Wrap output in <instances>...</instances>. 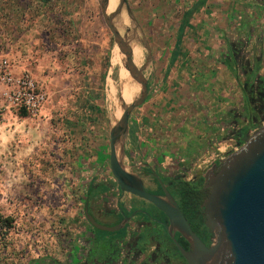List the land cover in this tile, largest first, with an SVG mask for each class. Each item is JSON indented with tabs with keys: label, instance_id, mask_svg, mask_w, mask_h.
<instances>
[{
	"label": "crops",
	"instance_id": "0c3cea01",
	"mask_svg": "<svg viewBox=\"0 0 264 264\" xmlns=\"http://www.w3.org/2000/svg\"><path fill=\"white\" fill-rule=\"evenodd\" d=\"M136 2L142 3L141 14L146 11L143 22L137 23L142 30L143 25L148 27L142 33L146 42L142 55L151 76H147L146 99L129 117L121 161L128 171L133 166L152 169L167 185L178 176L189 181L210 167L195 165L196 161L218 162L252 132L244 90H264V0ZM81 6L76 0H0V41L21 42L14 58L21 68L34 69L32 74L39 79L41 71L35 70L38 57L35 61L30 53L31 43L39 42L43 32L48 36L49 29L56 33L57 19L63 15L60 11L71 10L69 28L74 36L68 41L77 44L80 59L92 58L93 44L99 40L91 26H80ZM49 10L54 11L50 18ZM57 52H42L39 70L44 61L47 67L54 66ZM84 62L64 73L67 77L62 86L74 87L78 96L71 95L62 105L73 112L66 109L63 115L47 116L62 122L54 130L62 135L57 146L66 160L63 168L71 171L62 179L80 187L97 183L102 176L112 125L106 120L104 98L97 93L96 73ZM119 73L125 80L122 68ZM122 92L120 87L121 103ZM105 168L111 174L109 166ZM78 221L83 223L79 229L87 228L94 235L82 215ZM73 229L71 237L62 241L61 256H36L28 264H76ZM129 231L130 226L122 238L126 247L132 246ZM107 241L99 238L100 243Z\"/></svg>",
	"mask_w": 264,
	"mask_h": 264
},
{
	"label": "rangeland",
	"instance_id": "374dc122",
	"mask_svg": "<svg viewBox=\"0 0 264 264\" xmlns=\"http://www.w3.org/2000/svg\"><path fill=\"white\" fill-rule=\"evenodd\" d=\"M76 1L83 3L78 11L80 26L87 24L91 26L99 40L92 43L95 49L94 56L83 59L76 56L77 44L72 40L68 41V37L74 36L69 28L71 10H61L60 13L63 15L57 19L56 33L49 29L48 36L43 32L40 39L38 38L37 45L31 43L30 53L34 60L38 57L35 70L41 71V78L37 81L47 91L45 104L37 117H30L27 114L23 116L19 111L8 115L0 124V215L14 218L11 228L6 230L0 227V264H28L30 259L45 254L61 256L58 252L64 247L63 239L71 237L72 227L83 224L78 221L81 217L80 209L74 205L72 196L73 194L81 196L82 187L69 185L62 179L63 174L70 171L63 168L66 160L60 152L62 149L59 150L57 146V138L62 137L61 132L54 130V127L57 124L61 125L62 122L47 118L48 114L63 115L66 109L73 112L72 108H64L62 105L71 95L78 96L74 87L62 86L67 77L64 73L70 67L71 69L77 67L79 61L84 60V64L86 63L96 73L99 81L97 93L104 98L106 120L114 124L119 118H115L113 113L117 104L122 107L119 94L122 77L119 70L125 67V58L120 51V60L117 61L114 56L117 45L104 22L99 0ZM116 1L109 0L110 4L115 5L114 9L119 0ZM110 4L107 13L114 11L110 10ZM128 4L131 18L123 7L121 14L116 17L118 22L120 18L123 22L119 31L130 46H137L138 60L134 62L135 65L144 68L146 77L151 76L148 71L146 72L147 63L142 55L146 47L142 33L148 27L143 25L142 30L137 23L143 22L142 17L146 11L141 14L142 3L136 0H128ZM53 12L49 10L47 17L50 18ZM21 46V42L0 41V54L15 57L14 51L18 52ZM47 49L58 51L57 67L56 64L53 66L49 63L51 65L49 68L44 61L42 70H39L41 53ZM68 77L71 79V76ZM136 85L134 96L140 91V85L137 83ZM55 101L61 103L58 104L60 106L52 105ZM106 152L105 164L108 166V145L105 148Z\"/></svg>",
	"mask_w": 264,
	"mask_h": 264
},
{
	"label": "water",
	"instance_id": "95a60500",
	"mask_svg": "<svg viewBox=\"0 0 264 264\" xmlns=\"http://www.w3.org/2000/svg\"><path fill=\"white\" fill-rule=\"evenodd\" d=\"M108 2L99 0L104 22L125 58V68L140 85L139 93L129 103H122V112L109 130L108 166L119 189L153 204L183 232L192 246L191 252L180 248L188 264H264V122L204 176V187L209 190L200 206L205 226L212 234V242L206 246L192 231L169 191L163 186V195L147 192L142 179L128 171L121 161L130 114L146 99L148 86L144 68L135 65L132 48L115 25L123 7L131 18L128 1L119 0L111 13H107ZM120 84L123 90L129 81L125 79ZM84 217L100 231L117 230V227L99 224L87 207Z\"/></svg>",
	"mask_w": 264,
	"mask_h": 264
},
{
	"label": "flooded vegetation",
	"instance_id": "af4514ba",
	"mask_svg": "<svg viewBox=\"0 0 264 264\" xmlns=\"http://www.w3.org/2000/svg\"><path fill=\"white\" fill-rule=\"evenodd\" d=\"M244 94L247 118H250L248 125L253 131L264 122V90L250 88L245 89ZM243 141L244 138L240 139L237 145ZM217 163L213 162L209 168ZM105 166L97 183L82 187L81 196H73L74 205L79 207L83 219L84 209L87 207L99 224L118 229L113 232L100 231L87 222L89 230L94 233L92 236L87 228L79 229L74 226L77 248L73 258L76 264H188L180 248L191 252L192 246L183 232L150 202L122 192ZM131 170L141 177L144 188L149 193L163 195L164 186L178 204L192 231L206 246L211 244L212 234L205 226L202 209L197 217L187 215L171 189V184H164L163 178L156 177L153 170L145 166H133ZM207 170L189 181L178 176L174 182L195 183L208 191L204 187ZM128 226L131 229L129 233L132 236V246L126 247L122 238ZM99 238L109 241L103 244L99 242ZM113 240L119 242L114 243ZM69 254L67 259L71 256Z\"/></svg>",
	"mask_w": 264,
	"mask_h": 264
},
{
	"label": "built area",
	"instance_id": "2783aa9c",
	"mask_svg": "<svg viewBox=\"0 0 264 264\" xmlns=\"http://www.w3.org/2000/svg\"><path fill=\"white\" fill-rule=\"evenodd\" d=\"M46 100V89L31 71L21 68L14 57L0 54V124L8 115L21 110L30 117H37ZM213 162L206 158L196 161L195 165L210 166Z\"/></svg>",
	"mask_w": 264,
	"mask_h": 264
},
{
	"label": "trees",
	"instance_id": "16d2710c",
	"mask_svg": "<svg viewBox=\"0 0 264 264\" xmlns=\"http://www.w3.org/2000/svg\"><path fill=\"white\" fill-rule=\"evenodd\" d=\"M23 116L27 113L20 111ZM171 189L173 190L182 210L190 216L197 217L201 212V203L208 194V191L202 189L200 185L190 182H174ZM14 218L0 215V227L9 229L13 226Z\"/></svg>",
	"mask_w": 264,
	"mask_h": 264
},
{
	"label": "bare ground",
	"instance_id": "6f19581e",
	"mask_svg": "<svg viewBox=\"0 0 264 264\" xmlns=\"http://www.w3.org/2000/svg\"><path fill=\"white\" fill-rule=\"evenodd\" d=\"M114 1L117 2L116 0H114ZM114 7H115V5L110 4V10H113ZM115 25L117 26L118 29L122 28V26H123L122 19L120 18L119 19V22L117 20L115 22ZM131 48H132L133 61L136 62L138 60V54H137L138 50H137V46H131ZM114 56H116L115 58L117 59V61L120 60V58H121V54H120V52H119V50H118L117 47H115V55ZM122 70H123V74H124V79H126V80L129 81V84L125 85V88L123 89V92H122V103H124V102L127 103L135 95L136 90H137V85L133 81V79L131 78V76L129 74V71L125 67H122ZM119 75H120V73H119ZM109 86H110V84H109ZM120 87H121V84H120ZM113 93H114V89H113ZM108 97H110V96H108ZM121 111H122V107L118 106L117 108H115V111L113 113V116L115 118H118L120 116V114H121Z\"/></svg>",
	"mask_w": 264,
	"mask_h": 264
}]
</instances>
